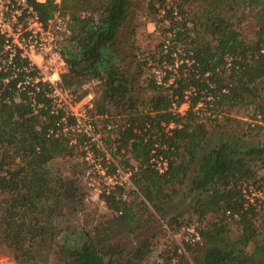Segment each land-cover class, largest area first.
<instances>
[{
    "label": "trees",
    "instance_id": "obj_1",
    "mask_svg": "<svg viewBox=\"0 0 264 264\" xmlns=\"http://www.w3.org/2000/svg\"><path fill=\"white\" fill-rule=\"evenodd\" d=\"M28 2L45 28L64 16L74 48L64 49L60 85L75 94L98 80L91 116H107L101 127L106 144L126 165L131 159L137 165H131L128 194L120 186L100 194L112 216L83 225L81 243L61 242L67 182L54 161L81 158L87 139L64 131L77 120L55 102L50 83L23 84L37 72L17 58L18 72L0 70V256L11 255L17 264H264V205H246L242 193L264 183V144L221 140L200 152L211 129L239 122L230 115L237 108L255 120L247 129L264 131V0ZM187 5L200 11L189 13ZM143 9L168 20L157 24L165 40L154 50L138 46ZM176 58L182 61L173 82L158 84L153 67L166 71V81ZM185 101L186 113L174 110L173 103ZM154 154L168 157L164 173L149 162ZM185 189L195 194L192 204L172 214ZM84 195L76 186L68 199L71 214L83 209ZM159 220L166 227L127 245L128 236ZM192 224L201 240L185 242L180 251L169 233Z\"/></svg>",
    "mask_w": 264,
    "mask_h": 264
},
{
    "label": "rangeland",
    "instance_id": "obj_2",
    "mask_svg": "<svg viewBox=\"0 0 264 264\" xmlns=\"http://www.w3.org/2000/svg\"><path fill=\"white\" fill-rule=\"evenodd\" d=\"M175 9L178 11V8L175 6ZM175 10V12H176ZM185 10L189 13H192V10L200 11V9L196 6H185ZM162 13L164 11L162 10ZM157 18V19H156ZM160 16H154V14L149 13V9H143L140 13V20L142 21L141 30L142 33L138 34V46L145 50H154L156 46L161 43L164 39V36H161L160 32L156 31L157 24H167L168 20H165L163 23L159 21ZM57 19H61V21H56L52 23L54 29L56 31L57 36V45L59 47L60 52L64 56L63 52L64 49L68 54V47L69 50L74 48L67 42V38L70 35V30H66L64 25L66 23V19L64 16H58ZM60 24V28H57L55 25ZM41 55L44 57V61L47 59L45 51L38 50V64H42ZM65 58V56H64ZM66 60V58H65ZM67 69V62L66 68ZM157 69H160L158 66L153 67L152 73L155 76V72ZM169 70H171L168 67ZM161 74L164 76L166 75V71H161ZM100 89V84L98 80H89L83 83L80 88L77 90V93L73 94L70 90L64 91L63 93L57 96L62 99L60 102L61 106H64L63 103H67L70 108H74L76 112L79 114L86 115V118L91 121L95 127L97 132L100 135V138L103 141L105 149L108 151L109 154L119 163L122 168H128L131 165H137V162L131 159L129 162L131 165H126L120 155L117 157L113 155V151L111 148L106 144L104 139L105 132L101 129L103 126V121L106 120V115H96L94 117L91 116L92 109L94 108V100ZM83 91H86L85 95L80 99L77 98ZM92 93V104L93 106L90 108L88 105L87 96ZM188 109V105L181 104L178 107V112L186 113ZM91 111V112H90ZM251 113L248 110L243 108H237L231 111L230 115L234 117V119L239 120V122H234L231 124V127H219L210 130L208 135V139L204 147L201 149V153L205 152L209 148L213 147L221 140H228L235 142L237 146L241 147H249V146H259L260 144H264V131L263 130H249L247 129V125L249 122H253L255 120L249 118ZM97 120V123H96ZM116 124L119 123L116 120ZM263 123V122H260ZM112 123L108 124V128L111 127ZM251 124H255L251 123ZM90 146L95 149L97 148L95 145L90 144ZM200 153V154H201ZM99 159H102V155L99 156V153L96 154ZM128 157V155H127ZM54 165L59 168L62 177L67 182V189H66V196L64 208L62 209L61 215L58 218V222L63 230L60 234V240L69 241V244L77 245L83 241V235L80 232V229L83 225H87L88 228L91 226L96 225L100 221V219L104 218L107 219L112 216L113 212L107 206L106 202L101 197V191H104L106 188L112 185V182L106 180V178L100 174L94 166L90 165V162L85 159V156L81 158H72L67 160H55ZM197 165L194 166L196 170ZM195 171H192L190 174V178L195 175ZM97 185L100 189L97 190L93 185ZM78 186L79 190L82 191L85 195V205L83 209H81L78 213V216L71 214V206L69 205V198L72 196L73 190ZM134 187L128 186L125 187V190L128 192ZM185 189L179 196H177L172 205L170 212L172 214H179L185 212L195 197V194L189 193ZM127 198H131L130 195ZM163 227H166L165 220H159L154 223H150L149 225L144 226L141 230L134 233L131 236L126 238V243L128 246H135L139 245L145 238L151 236L152 234L158 232ZM69 228V229H68ZM170 237L180 246L185 247V238L187 234L185 232V227L183 226L178 231H171L169 233ZM69 239V240H68ZM67 243V242H66ZM159 247L154 252V255L157 257L159 254ZM0 264H17L15 258L11 255H2L0 256Z\"/></svg>",
    "mask_w": 264,
    "mask_h": 264
},
{
    "label": "built area",
    "instance_id": "obj_3",
    "mask_svg": "<svg viewBox=\"0 0 264 264\" xmlns=\"http://www.w3.org/2000/svg\"><path fill=\"white\" fill-rule=\"evenodd\" d=\"M55 16L48 25L44 27L43 23L38 19V13L28 0H0V43H2V49L0 52V70H8L10 67L14 68L16 72L20 69L16 66L15 60L27 59L29 70H36L35 76L26 78L25 83L33 82L37 83L42 80L51 84L53 91L51 96L57 102L58 106L63 107L68 115L76 117V122L73 126L66 125L64 131L72 130L74 132H80L86 136L87 141L84 145L85 159L90 162L91 166H94L96 170L102 174L106 180L112 182V185L105 190L110 192L117 186L120 187H133L132 175L133 169L122 168L119 163L112 157L111 154L105 149L102 139L96 130L95 125L86 118V115L79 114L73 108H70L67 103L60 105L62 99L59 98L60 94L67 89H64L60 85L61 75L65 72L66 60L59 50L57 45L56 31L52 23L61 21ZM60 24H56L57 28H60ZM65 29L69 31L67 22L64 25ZM38 50L45 51L46 60L41 55L42 64H38ZM182 60L176 58L175 65L169 66L172 70V76L165 81L161 74L162 69H157L155 72V78L158 84L169 86L173 80L174 75L177 73V67ZM8 80V79H7ZM22 82L18 86H21ZM59 96H57V95ZM92 93L87 96L88 105L91 108ZM183 104L189 106L185 101ZM181 104L173 103L174 110L178 112V107ZM66 121V118L64 119ZM67 122V121H66ZM174 124L169 126L173 127ZM90 144L95 145L97 148L93 149ZM102 155V159L97 157ZM156 170L160 173H164L168 170L169 159L164 154H154L149 161ZM115 166V168H114ZM97 190L100 188L97 185H93ZM104 190V191H105ZM101 191V189H100ZM103 191H101L102 193ZM245 198L246 205H264V183L261 187L247 186L242 191ZM187 237L186 242L194 243L201 240L200 230L194 225L185 227ZM184 250V247L180 248V251Z\"/></svg>",
    "mask_w": 264,
    "mask_h": 264
}]
</instances>
